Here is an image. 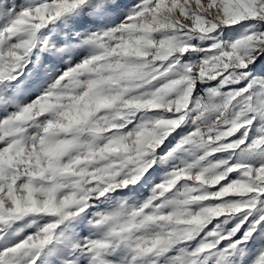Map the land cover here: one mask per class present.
<instances>
[{
  "label": "snow or ice",
  "instance_id": "snow-or-ice-1",
  "mask_svg": "<svg viewBox=\"0 0 264 264\" xmlns=\"http://www.w3.org/2000/svg\"><path fill=\"white\" fill-rule=\"evenodd\" d=\"M0 264H264V0H0Z\"/></svg>",
  "mask_w": 264,
  "mask_h": 264
}]
</instances>
